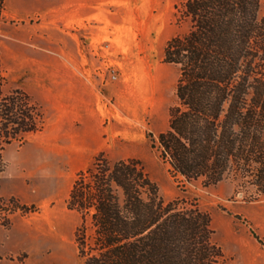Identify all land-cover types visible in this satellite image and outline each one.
<instances>
[{
	"label": "trees",
	"instance_id": "16d2710c",
	"mask_svg": "<svg viewBox=\"0 0 264 264\" xmlns=\"http://www.w3.org/2000/svg\"><path fill=\"white\" fill-rule=\"evenodd\" d=\"M4 7L0 0V24ZM176 17L188 30L163 49L179 76L168 127L152 140L159 157L188 183L229 179L236 193L264 195L260 0H184ZM3 82L0 57V173L5 146L43 127L39 105L19 88L4 93ZM5 201L9 211H36L14 197ZM66 206L80 218L74 242L81 264H224L209 213L185 196L163 200L136 158L99 153L77 173Z\"/></svg>",
	"mask_w": 264,
	"mask_h": 264
},
{
	"label": "rangeland",
	"instance_id": "374dc122",
	"mask_svg": "<svg viewBox=\"0 0 264 264\" xmlns=\"http://www.w3.org/2000/svg\"><path fill=\"white\" fill-rule=\"evenodd\" d=\"M183 1L131 0L123 9L124 26L114 27L113 36L82 38L84 48L98 58L100 85L111 88L108 110L99 114L103 134L86 160L82 137L61 136L46 128L42 78L47 74L52 42L41 23L43 14L18 18V10L25 7L5 0L0 24L2 90L9 93L19 88L28 93L40 107L43 127L2 151L6 166L0 173L1 185L7 190L22 189L24 180L28 194L37 196H0V263L81 264L74 242L80 218L66 201L77 173L103 153L111 161L138 159L163 200L185 196L208 212L213 241L222 249L224 264H264V195L250 199L244 191L236 193L229 179L209 187L188 183L173 175L152 142L167 129L168 110L176 99L179 68L163 61V49L171 37L188 30L187 23L180 24L176 17ZM260 15H264V0H260ZM69 29L75 30L74 26ZM119 84L121 99L116 96ZM10 197L33 205L36 211H9L5 200Z\"/></svg>",
	"mask_w": 264,
	"mask_h": 264
},
{
	"label": "crops",
	"instance_id": "0c3cea01",
	"mask_svg": "<svg viewBox=\"0 0 264 264\" xmlns=\"http://www.w3.org/2000/svg\"><path fill=\"white\" fill-rule=\"evenodd\" d=\"M18 18L33 12L43 14L42 24L52 43L51 57L42 78L45 94L43 109L48 116V130L57 135L82 137L81 142L89 157L98 146L104 127L99 114H106V102L111 88H102L97 74L98 58L84 48L82 38L90 34L95 37L113 36L114 27L124 26V10L131 0H15ZM74 26V31L69 29ZM120 35V33H119ZM116 96L121 99L122 85H118ZM24 182V180H23ZM22 189H5L0 183V196L28 194V185ZM33 200V199H31ZM35 201V200H34ZM5 244H9V240ZM0 264H3L2 262Z\"/></svg>",
	"mask_w": 264,
	"mask_h": 264
}]
</instances>
